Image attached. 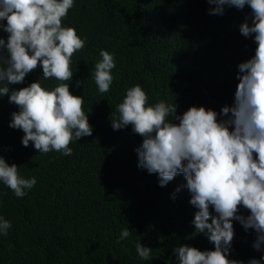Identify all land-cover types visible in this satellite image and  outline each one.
<instances>
[{"label":"trees","instance_id":"16d2710c","mask_svg":"<svg viewBox=\"0 0 264 264\" xmlns=\"http://www.w3.org/2000/svg\"><path fill=\"white\" fill-rule=\"evenodd\" d=\"M210 7L207 0H75L62 23L86 39L72 56L69 91L83 96L92 135L70 144V156L39 153L31 142L22 145V130L9 127L11 113L19 109L7 94L0 97V156L25 178L37 179L22 198L0 183V216L12 224L0 236V264H178L175 247L214 250L203 233H195L196 209L183 175L159 186L157 174L137 167L134 149L142 138L130 125L111 127L126 89L137 84L149 103L175 102L177 114L193 105L217 113L232 105L238 64L256 48L239 32L251 9L226 7L223 15H210ZM7 35L0 30V38ZM102 49L114 53L116 65L107 93L98 91L93 78ZM36 80L49 90L67 83L44 79L38 64L23 83L9 88ZM76 81L83 84L77 87ZM124 228L131 235L117 243ZM233 228L229 258L258 259L254 231L237 221ZM137 241L152 248L153 258L138 257Z\"/></svg>","mask_w":264,"mask_h":264},{"label":"clouds","instance_id":"9594fccd","mask_svg":"<svg viewBox=\"0 0 264 264\" xmlns=\"http://www.w3.org/2000/svg\"><path fill=\"white\" fill-rule=\"evenodd\" d=\"M210 15H223L226 7L251 11L239 25L245 38L256 44L255 53L238 64V79L231 106L220 112L204 106H190L177 114V105L160 101L149 103V96L139 85L126 89L111 120L113 130L131 126L142 138L137 167L157 174L158 184L166 186L183 175L189 203L196 209L191 221L195 233H203L214 250L175 247L178 264H264V0H207ZM75 0H0V97L8 95L18 106L11 113L9 127L24 133L23 146L39 153L59 152L72 155L69 146L81 137L92 135V126L83 110L82 95L69 91L73 79L72 56L85 46L75 28L62 21L74 7ZM6 54V55H5ZM95 64L94 82L100 93H107L113 83L114 53L100 51ZM44 79L61 82L51 90L39 80L19 90L10 84L24 82L37 66ZM83 84L76 81V86ZM173 121H178L175 123ZM0 183L15 197L28 195L36 184L35 176L25 178L15 163L9 165L0 156ZM176 192L180 191L177 187ZM241 209L248 211L247 215ZM233 221L245 231L255 233L252 248L261 252L247 261L230 259L234 238ZM12 224L0 216V236H7ZM131 235L121 230L117 243ZM135 250L141 260L153 258L152 248L137 241Z\"/></svg>","mask_w":264,"mask_h":264}]
</instances>
